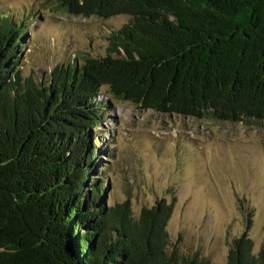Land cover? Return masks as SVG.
Wrapping results in <instances>:
<instances>
[{
  "label": "trees",
  "instance_id": "obj_1",
  "mask_svg": "<svg viewBox=\"0 0 264 264\" xmlns=\"http://www.w3.org/2000/svg\"><path fill=\"white\" fill-rule=\"evenodd\" d=\"M73 16L129 18L104 55L57 65L46 84L18 62L27 24L0 11V264H213L171 243L173 203L102 200L91 129L111 98L156 112L264 128V0H47ZM98 174V173H96ZM248 231L225 264H264Z\"/></svg>",
  "mask_w": 264,
  "mask_h": 264
},
{
  "label": "rangeland",
  "instance_id": "obj_2",
  "mask_svg": "<svg viewBox=\"0 0 264 264\" xmlns=\"http://www.w3.org/2000/svg\"><path fill=\"white\" fill-rule=\"evenodd\" d=\"M0 11L27 24L18 65L43 84L59 64L104 55L107 35L129 18L67 15L47 0H0ZM100 91L91 174L103 179L106 205L128 198L136 217L164 197L173 203L171 243L213 264L226 263L244 231L254 254L264 246V128L156 112L111 98L105 86Z\"/></svg>",
  "mask_w": 264,
  "mask_h": 264
}]
</instances>
